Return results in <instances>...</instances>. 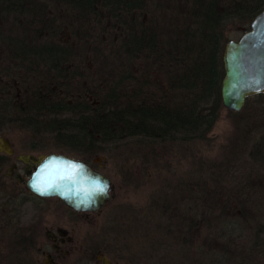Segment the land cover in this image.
I'll return each mask as SVG.
<instances>
[{
  "label": "trees",
  "instance_id": "obj_1",
  "mask_svg": "<svg viewBox=\"0 0 264 264\" xmlns=\"http://www.w3.org/2000/svg\"><path fill=\"white\" fill-rule=\"evenodd\" d=\"M263 9L264 0H0V52L5 53L0 56V124L27 134L33 152L55 150L90 165L89 160L127 143L152 153L155 145L203 143L223 109L225 29L234 21L248 28ZM61 26L72 44L58 41ZM105 50L113 58L121 54L141 59L146 67L168 68L169 88L181 91L184 100L171 107L160 88L147 89L149 70L136 79L122 65L102 88L86 72L85 58L90 53L93 61L105 58ZM124 81L135 89L119 93ZM251 100L264 103V94L246 103ZM245 113L227 110L236 128L230 152L240 145L257 168L252 194L259 202L250 206L253 233L246 254H236L234 264H258L264 263V123L251 140ZM192 209L187 206L177 217L174 230L186 261L190 230L198 226ZM166 237L151 244L158 247ZM224 255L219 263L230 264Z\"/></svg>",
  "mask_w": 264,
  "mask_h": 264
},
{
  "label": "rangeland",
  "instance_id": "obj_2",
  "mask_svg": "<svg viewBox=\"0 0 264 264\" xmlns=\"http://www.w3.org/2000/svg\"><path fill=\"white\" fill-rule=\"evenodd\" d=\"M246 28L234 21L226 27L224 37L227 41H237ZM165 36L172 38L169 33ZM58 41L72 43L62 26ZM103 53L105 58L101 55V59L93 61L91 53L85 58L86 72L90 78L97 79L102 88L106 89L107 84L112 83L113 72L122 65L124 68L128 66L136 79L149 70L151 84L147 89L156 91L160 88L171 107L179 106L184 100L185 95L181 91L174 92L169 88L172 74L168 68L150 64L146 67L141 59H128L121 54L113 58L106 50ZM133 89L132 81H124L118 91L129 93ZM243 108L248 115L245 119L248 136L252 140L257 135L255 129L264 123V103L251 100ZM234 128L232 117L223 108L203 143L155 145L153 153L146 146L136 147L127 143L89 160L110 179L111 200L93 213L74 212L55 198L35 200L39 206L37 209L44 213L38 251L47 250L48 240L55 236L67 240L61 248L67 252L65 264L71 263L81 244L91 246V243L110 245L117 250L118 255L112 250L108 254L118 264H220L224 254L231 260L230 264H234L236 254H244L253 233L252 224L248 221L250 206L259 202L258 196L252 194L256 187L257 168L240 145L230 152L231 138L236 132ZM0 138H5L18 156L29 149L30 137L22 131L10 130L0 134ZM46 143L49 145V140ZM52 153L60 154L55 150ZM32 154L41 156L49 153ZM22 168L18 164L19 172ZM8 169L9 165L5 168L6 173ZM7 178L9 182L12 179L10 176ZM197 194L199 198H196ZM190 205L197 216L198 226H192L190 230V245L187 243L185 249L189 252L186 261L181 254L183 249L179 247L181 243L175 240L174 230L181 220L177 217ZM202 212L204 214L201 215ZM204 215L206 218H202ZM225 227L231 229L225 231ZM159 236H167V239L161 241L160 246L153 247V239ZM231 254H234L233 258L228 257ZM225 261L222 264H227Z\"/></svg>",
  "mask_w": 264,
  "mask_h": 264
},
{
  "label": "water",
  "instance_id": "obj_3",
  "mask_svg": "<svg viewBox=\"0 0 264 264\" xmlns=\"http://www.w3.org/2000/svg\"><path fill=\"white\" fill-rule=\"evenodd\" d=\"M223 77L220 83V98L225 110L239 112L247 99L264 94V9L250 22L237 41L228 40L222 53ZM30 160L35 166L28 175V189L41 198H56L74 212L93 213L102 209L112 198L110 179L93 169L83 160L65 154L51 153ZM49 160H55L65 167L74 166L76 171L70 178L59 183V190L49 195H40L30 186V179ZM107 185L106 191L93 190L94 184Z\"/></svg>",
  "mask_w": 264,
  "mask_h": 264
},
{
  "label": "flooded vegetation",
  "instance_id": "obj_4",
  "mask_svg": "<svg viewBox=\"0 0 264 264\" xmlns=\"http://www.w3.org/2000/svg\"><path fill=\"white\" fill-rule=\"evenodd\" d=\"M4 55L3 51L0 52V56ZM0 126L2 129L16 130L15 125ZM25 152L18 156L11 144L5 138H0V264H65L67 252L61 250L67 242L65 238L57 239L52 236L48 240V249L38 251L37 244L42 239L44 213L37 209L39 206L35 200L44 201L51 198L38 197L28 189V175L33 172L35 165L30 160L26 163L24 159L37 158L40 155H33L30 148ZM18 164L23 166L20 172ZM87 164L97 170L95 165ZM8 165L10 169L7 174L5 168ZM8 176L12 177L10 182ZM104 247L101 244H81L70 264H118L117 261H112L108 254L112 250L113 254L118 255V251L113 250L110 245ZM256 253L262 254L260 250ZM257 262L262 263L261 260Z\"/></svg>",
  "mask_w": 264,
  "mask_h": 264
},
{
  "label": "snow or ice",
  "instance_id": "obj_5",
  "mask_svg": "<svg viewBox=\"0 0 264 264\" xmlns=\"http://www.w3.org/2000/svg\"><path fill=\"white\" fill-rule=\"evenodd\" d=\"M49 165H52V168H49ZM75 171L74 166L65 167L57 162L47 161L41 166L40 171L36 173V177L30 186L42 196L49 195L53 189L59 190L62 187L59 182L65 178H70ZM44 177H47V179H43ZM106 188L107 185L101 186L98 183L93 186V190L100 193H104Z\"/></svg>",
  "mask_w": 264,
  "mask_h": 264
},
{
  "label": "clouds",
  "instance_id": "obj_6",
  "mask_svg": "<svg viewBox=\"0 0 264 264\" xmlns=\"http://www.w3.org/2000/svg\"><path fill=\"white\" fill-rule=\"evenodd\" d=\"M49 161H52L53 163L56 162L55 160H49ZM49 168H52V165H49ZM40 169H41V167H40ZM40 169H39V171H40ZM39 171H38V172H39ZM36 173H37V172H36ZM36 173H35L34 176L30 179V181H29L30 185L33 183V180H34V178L36 177ZM43 179H47V177H44Z\"/></svg>",
  "mask_w": 264,
  "mask_h": 264
}]
</instances>
